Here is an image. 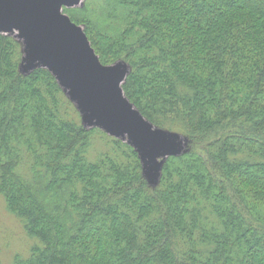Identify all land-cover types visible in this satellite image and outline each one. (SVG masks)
Here are the masks:
<instances>
[{
    "label": "trees",
    "instance_id": "obj_1",
    "mask_svg": "<svg viewBox=\"0 0 264 264\" xmlns=\"http://www.w3.org/2000/svg\"><path fill=\"white\" fill-rule=\"evenodd\" d=\"M104 2L67 16L100 64L125 61L138 118L189 150L150 188L144 134L84 125L0 35V197L36 241L12 264H264V0Z\"/></svg>",
    "mask_w": 264,
    "mask_h": 264
},
{
    "label": "rangeland",
    "instance_id": "obj_2",
    "mask_svg": "<svg viewBox=\"0 0 264 264\" xmlns=\"http://www.w3.org/2000/svg\"><path fill=\"white\" fill-rule=\"evenodd\" d=\"M210 9L212 8L210 7ZM93 11L96 12V16H98V11H105L104 0H68L57 6V13L61 16H66L68 20L69 17L67 16V13L73 18L75 17L78 21L83 19L87 22L88 17H84L83 15L85 13L91 15ZM81 12L83 14H80ZM78 15H82L83 18H80ZM16 19L21 18L15 16L11 17L10 22L15 20V22L19 23L14 24V26L8 25L5 28H0V35L9 36L20 44L22 51L21 70L28 71L35 67H43L50 70L68 99L71 101L73 99L75 101L74 103L79 112L86 118H89L90 115L93 114L91 117L92 119L89 120L92 123L100 120L103 121L106 117L101 115L99 111L101 106L95 108L94 106H96V103L88 102L90 98L86 94L83 85L87 90L92 91L93 88L94 91L99 92L100 90L103 93L108 89L111 94L119 98L118 103L124 108L123 104L125 98L120 89L121 83L118 85L117 91L115 87L107 88L105 90V86L108 85L109 82L116 83L120 73L124 72L126 74L128 67L123 59H119L110 65H105V63L103 65L100 64L98 57L90 51L92 50L91 47H88L89 44L82 29L83 26H76L69 20L70 24L79 31L78 34L84 41L86 51L93 59V68L87 69V73H89L90 77H87L83 73L82 68L79 69L75 66L76 60L72 55H70L67 50L65 51L64 49L62 50L57 47L58 45L55 46L53 51L44 52V50L38 49L39 38H37V35L28 29L27 26L23 27L22 24H24V22L22 20L24 19ZM86 22L80 24L84 25ZM59 57L67 60L69 64L66 65L64 61L62 63V60L60 61ZM75 58L77 59V57ZM70 66L75 75L68 72L67 69H69ZM101 109L105 110V107ZM135 112L136 111L133 110V113ZM148 131L152 142L154 144H159V156L151 155L147 167L143 170V181L151 188L155 185L158 179L159 166L162 158L183 154L189 150V142L186 137L177 132L159 129L154 126H149ZM154 157H157L155 158L156 163L154 162ZM90 233L94 235V230L91 229ZM34 244H36V241L29 239L25 235L19 222L7 212L4 200L0 197V264H12L15 256H20L22 259L27 258L30 254L31 247Z\"/></svg>",
    "mask_w": 264,
    "mask_h": 264
},
{
    "label": "water",
    "instance_id": "obj_3",
    "mask_svg": "<svg viewBox=\"0 0 264 264\" xmlns=\"http://www.w3.org/2000/svg\"><path fill=\"white\" fill-rule=\"evenodd\" d=\"M64 1L68 0H0V28H5L8 25L14 26V24L19 23L15 22V20L10 22V18L13 16L21 18L16 20L24 19L22 20L24 22V24H22L23 27L27 26L28 29L33 31L37 35V38H39L38 49L44 50V52L53 51L55 46L58 45L57 47L60 49H64L65 51L67 50L68 53L76 60L75 66L79 69L82 68L83 73L87 77H90L89 73H87V69H92L94 62L92 57L88 55L86 51L84 41L78 34L79 31L70 24L66 16H61L57 13V6ZM90 51L93 52L92 50ZM75 57H77V59ZM59 58L60 61L62 60V63L64 61L66 65L69 64L67 60H64L62 57ZM36 68L43 67H35L28 71H23L20 66V70L24 74H28ZM67 70L71 74L73 73V75H75L71 66ZM48 71L52 74L50 70ZM125 76L126 74L121 72L116 83L109 82L108 85L105 86V90L107 88L115 87L117 91L118 85L123 81ZM83 88L90 98L88 102L96 103V106H94L95 108L101 106L99 111L101 115L106 117L103 121L100 120L92 123L89 120L92 119L91 117L93 114H91L89 118H86L79 112L84 125L99 128L108 135L125 141L134 140V138L139 136L141 132L144 134L143 137L146 140V144L150 147L144 155H141L142 167L144 170L150 161L151 155L159 156V144H154L152 139H150L148 131L149 126L138 118L136 112L133 113V109L129 106L126 100L124 104L122 103L124 105V108H122V106L118 103L119 98L111 94L108 89L106 90L108 92L105 91V93H103L100 90L99 92L94 91L93 88L92 91L87 90L84 85ZM71 102L74 103L75 101L72 99ZM104 107L105 110L101 109ZM155 158L157 157H154V162L156 163ZM165 158L167 157L162 158V160Z\"/></svg>",
    "mask_w": 264,
    "mask_h": 264
}]
</instances>
